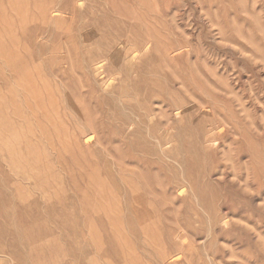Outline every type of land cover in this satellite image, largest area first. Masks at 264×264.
Wrapping results in <instances>:
<instances>
[{"label": "rangeland", "instance_id": "374dc122", "mask_svg": "<svg viewBox=\"0 0 264 264\" xmlns=\"http://www.w3.org/2000/svg\"><path fill=\"white\" fill-rule=\"evenodd\" d=\"M79 1L0 0V264H264V0Z\"/></svg>", "mask_w": 264, "mask_h": 264}, {"label": "bare ground", "instance_id": "6f19581e", "mask_svg": "<svg viewBox=\"0 0 264 264\" xmlns=\"http://www.w3.org/2000/svg\"><path fill=\"white\" fill-rule=\"evenodd\" d=\"M127 1V0H126ZM139 1V0H138ZM164 1V0H163ZM166 1V0H165ZM164 1V2H165ZM171 1V0H170ZM82 1L76 2L73 5L72 13L71 15H76V8H83L84 4ZM106 2V1H105ZM125 2V1H123ZM141 1H139L140 3ZM142 2H147L146 0H142ZM167 2V1H166ZM165 2V3H166ZM172 2V1H171ZM170 2V3H171ZM107 3V2H106ZM128 4V3H127ZM146 6V5H145ZM169 6V4H168ZM166 8V7H165ZM168 9V8H167ZM61 12V11H60ZM60 14L59 12H52L50 13V17L57 16ZM62 15V14H61ZM64 15V14H63ZM67 16V15H66ZM185 16V15H184ZM139 17V16H138ZM183 17V15H182ZM67 31V30H65ZM69 32V31H68ZM183 42V41H182ZM192 40L187 39L185 41V44H191ZM152 42L150 41V37L147 34V36H142L141 34H134V33H125V34H116L111 40L105 45V50L99 53L97 56H95L90 62H89V68L92 71V79H87V87L90 91L94 92V85H99L103 91H108L110 87H107V83H113L118 79V77L123 75L124 70L119 69L115 73L111 71L110 68L106 69V67L111 66V64L115 63L117 61V57H121L125 53L127 55H130L134 57V60H137L138 58L143 57L144 55L148 54L151 50ZM159 47V46H158ZM187 47V46H186ZM168 48V47H167ZM165 47L164 50L167 49ZM163 50V49H162ZM172 50V49H171ZM179 51V50H178ZM163 53V52H162ZM166 53H168L166 51ZM169 54L171 55V52L169 51ZM177 54V53H176ZM180 54V53H179ZM168 56V55H167ZM180 56H178L179 58ZM88 64V63H87ZM132 69H130L129 72H131ZM110 79H108V78ZM112 77H115L113 81L110 80ZM106 81H110L107 82ZM123 87H121L122 89ZM34 99H40V95L38 94V91L35 89V82H34ZM186 106V105H185ZM184 107V106H183ZM183 107L176 110L175 117H180ZM205 108V107H204ZM202 110V109H201ZM209 110V109H208ZM181 119V117H180ZM220 129V128H219ZM209 133V132H208ZM214 136L213 131L210 132V135H208L205 139V145L210 146L213 143L212 137ZM78 140V139H77ZM75 141V139H74ZM77 142V141H76ZM76 142H74L76 144ZM79 142H77L78 144ZM77 146V145H76ZM80 149V145H79ZM222 221V220H221ZM218 223V222H217ZM224 226V225H223ZM172 260V259H171ZM170 261V260H169ZM165 262V261H164Z\"/></svg>", "mask_w": 264, "mask_h": 264}]
</instances>
